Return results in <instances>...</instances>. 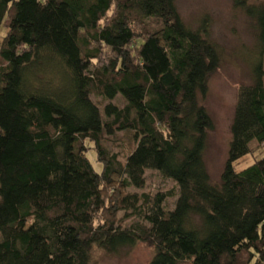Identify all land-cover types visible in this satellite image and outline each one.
Wrapping results in <instances>:
<instances>
[{"label":"trees","instance_id":"obj_1","mask_svg":"<svg viewBox=\"0 0 264 264\" xmlns=\"http://www.w3.org/2000/svg\"><path fill=\"white\" fill-rule=\"evenodd\" d=\"M234 3L257 43L214 184L204 102L225 52L208 18L189 27L175 0H0V264L141 243L150 264H264V154L236 169L264 146V0ZM148 171L176 184L172 210L174 193L131 192Z\"/></svg>","mask_w":264,"mask_h":264},{"label":"rangeland","instance_id":"obj_2","mask_svg":"<svg viewBox=\"0 0 264 264\" xmlns=\"http://www.w3.org/2000/svg\"><path fill=\"white\" fill-rule=\"evenodd\" d=\"M175 2L183 21L193 29L198 28L201 21L208 18L211 38L225 52L224 62L212 77L210 90L204 102L214 121V129L208 137L205 160L212 182L218 184L228 159L238 90L252 81L247 52H253L257 43L255 26L235 7L234 0H175ZM94 101L96 102L95 99ZM115 103L121 107L125 104L121 97ZM120 145L121 143L117 142L113 147L114 153L119 154ZM250 148L252 154L236 164L237 171L247 169L256 159L263 156L264 146L253 142ZM91 159L96 168L101 170L93 152ZM146 180L144 190L130 189L131 192L151 195L174 193L175 196L165 203V207L172 210L177 201L176 184L155 171H148ZM133 221L128 220L126 225L130 226ZM153 255L154 249L141 243L134 248L124 249L115 256L97 251L95 264H150Z\"/></svg>","mask_w":264,"mask_h":264}]
</instances>
